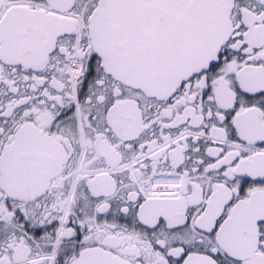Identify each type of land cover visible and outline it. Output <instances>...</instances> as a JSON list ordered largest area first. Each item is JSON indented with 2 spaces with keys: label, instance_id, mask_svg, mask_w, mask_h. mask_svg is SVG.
<instances>
[{
  "label": "snow or ice",
  "instance_id": "6c2138e0",
  "mask_svg": "<svg viewBox=\"0 0 264 264\" xmlns=\"http://www.w3.org/2000/svg\"><path fill=\"white\" fill-rule=\"evenodd\" d=\"M0 264H264V0H0Z\"/></svg>",
  "mask_w": 264,
  "mask_h": 264
}]
</instances>
